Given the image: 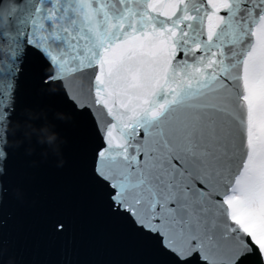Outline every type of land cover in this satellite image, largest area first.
Masks as SVG:
<instances>
[{"label": "snow or ice", "instance_id": "1", "mask_svg": "<svg viewBox=\"0 0 264 264\" xmlns=\"http://www.w3.org/2000/svg\"><path fill=\"white\" fill-rule=\"evenodd\" d=\"M146 264H264V0H0V264H22L6 183L62 127ZM53 211V238L72 232Z\"/></svg>", "mask_w": 264, "mask_h": 264}, {"label": "water", "instance_id": "2", "mask_svg": "<svg viewBox=\"0 0 264 264\" xmlns=\"http://www.w3.org/2000/svg\"><path fill=\"white\" fill-rule=\"evenodd\" d=\"M61 132L63 167L57 158L45 160L39 154L18 162L10 183L24 192L23 202L14 199L6 183V203L16 221L18 259L22 264H146L152 260L106 216L94 196L82 165L78 129L68 123ZM53 211L73 219L72 232L63 238L48 233L47 220Z\"/></svg>", "mask_w": 264, "mask_h": 264}]
</instances>
